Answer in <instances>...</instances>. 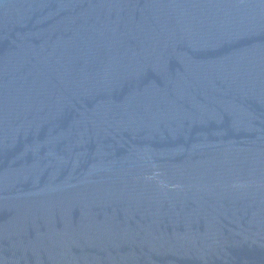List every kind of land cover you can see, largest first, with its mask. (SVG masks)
<instances>
[{"label":"water","instance_id":"1","mask_svg":"<svg viewBox=\"0 0 264 264\" xmlns=\"http://www.w3.org/2000/svg\"><path fill=\"white\" fill-rule=\"evenodd\" d=\"M0 264H264V0H0Z\"/></svg>","mask_w":264,"mask_h":264}]
</instances>
